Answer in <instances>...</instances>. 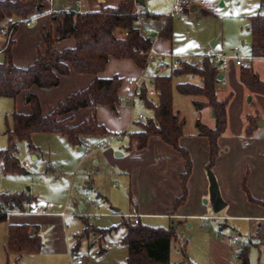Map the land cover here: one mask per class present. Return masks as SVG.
Returning a JSON list of instances; mask_svg holds the SVG:
<instances>
[{
	"label": "rangeland",
	"instance_id": "1",
	"mask_svg": "<svg viewBox=\"0 0 264 264\" xmlns=\"http://www.w3.org/2000/svg\"><path fill=\"white\" fill-rule=\"evenodd\" d=\"M208 1L211 3L210 9L199 7L191 11L193 6H200L196 1L191 0L190 7L185 8L186 12L172 15V36L168 42L170 53L193 58L205 53L209 55L239 53L251 56L252 36L249 16L263 11L259 10L260 1ZM174 3L175 0L145 1L146 7L158 13L161 18L167 17ZM23 30L24 28L20 29ZM0 34L3 37L2 42L7 43L8 35L2 32ZM156 36L154 33L152 37ZM235 47H238V50H234ZM170 53L154 55L153 61L143 75L148 85L152 75L170 73ZM3 58V54H0V62ZM254 61V65L260 69L259 72L264 74V58H257ZM161 63L164 67L160 66ZM222 64V74L228 82L223 85L222 80H219L217 90L221 93L217 94L220 99L230 96L227 107L228 128L224 136L225 138L229 136L228 140L243 138L247 115L264 120V95H253L252 99H249L252 96L251 92L248 93L237 77L239 66L232 58H225ZM185 76L189 81L193 79L191 82L195 84L200 83L196 75ZM176 82L174 79V86ZM222 88L226 89L222 90ZM147 96L157 102L156 96L149 94ZM202 100L205 101V98L199 99ZM190 101V96L182 95L176 88L173 89V105L186 114L187 130L193 127V120L196 117V111ZM130 106L133 108L136 120L139 119L140 113L145 115L142 121L153 113L139 98H136L134 104L131 103ZM13 108L12 98L0 97V150L8 147L5 130L12 122ZM258 132L261 134L258 141L264 146V125L258 128ZM233 133L236 138H233ZM116 136L120 137L115 135V138H105L108 141L107 146L102 145L97 149V145H92L86 150L85 145L80 149L75 148L61 134L37 133L33 139V143L37 145L35 150L38 154L37 159H33L32 151L29 150L25 140L16 142L15 156L20 164L23 165L28 161L32 168L21 173H1L0 191L15 192L30 187V193L34 195L32 204L41 203L50 210L64 208L67 212L64 221L67 224L43 222L40 226L44 243L42 250L39 253H23L22 257L16 260L13 253H9V257L6 255V230L9 221H0V264H74L76 256H81L84 264H127V246L121 241L126 232L122 221L124 217L112 212H129L133 204L137 203L131 201L132 197H136L139 202L147 199L146 194L143 195L140 190L130 187L129 183H133L135 175L140 181L141 174L134 173L136 159L132 158L129 152L118 149L120 143ZM102 143L103 141L97 144L99 146ZM235 143L238 145L240 142L237 140ZM252 148L253 146H250L246 149L251 151ZM92 156L98 162L92 160ZM210 171L213 172L212 169ZM88 195L95 202V206L93 205L91 209H89L90 201L87 200ZM79 202L84 205V210L78 209ZM89 210L92 216L85 221L79 214H85ZM224 212L225 210H222L218 214L224 215ZM172 221L176 229V238L171 244L170 261L183 260L182 264H242V259L238 257L241 246L239 243L232 246L229 225L241 234L250 235L247 219L228 218L226 221L228 226H223L225 220L205 219L199 215L179 217L174 220H170L167 215L142 214L141 216V222L149 226L167 227ZM112 226L113 228L104 234L100 232L101 229ZM214 240L228 241V246L232 248L229 256L226 247L218 246L216 243L214 245ZM253 240L259 242L257 237ZM76 243L78 248L72 253L70 248ZM248 258L249 264H264V240L258 245L250 246Z\"/></svg>",
	"mask_w": 264,
	"mask_h": 264
},
{
	"label": "trees",
	"instance_id": "2",
	"mask_svg": "<svg viewBox=\"0 0 264 264\" xmlns=\"http://www.w3.org/2000/svg\"><path fill=\"white\" fill-rule=\"evenodd\" d=\"M263 11L249 16L251 30V51L254 56H264V0H260ZM50 0H0V33L8 35V42L3 43L4 60L0 62V97L14 98L17 94L37 85L43 88L57 86L60 76L67 75L74 70L78 73L97 74L104 70L109 56L116 58H130L144 68L148 62L146 52L152 45L150 37L140 32L138 21L141 16L136 15L135 0H120L116 7L103 8L100 11H87L80 13L70 10L63 11V19L58 21L56 31L57 39L74 37L75 45L57 49L54 46L56 38L49 31L43 32L46 43L44 52L38 54L27 67H19L13 61L11 52L14 44L13 35L22 22L33 15H41L50 8ZM144 17H158L140 5ZM14 19V20H13ZM1 35V34H0ZM159 35L171 39V17L161 26ZM220 73V64H213L207 57L201 66L181 61L179 66L172 68L168 74H156L152 77L156 89L157 102L146 94L145 87L140 86L139 98L146 108L152 110V115L145 121H140V129L129 133L131 139L136 140L135 148L146 147L151 136H159L165 143L171 145L184 160L185 170L181 173L182 194L173 203L170 215L186 200V180L191 171V157L179 139L183 135L184 121L173 108V89L184 95L201 96L205 101H195L200 108L209 105L214 113V126L212 128L197 121L196 127L200 134L209 140V159L207 168L211 169L219 155V137L227 126V104L229 97L218 98L216 83ZM182 75H196L199 84L189 80L173 84L174 78ZM240 81L251 93L264 95V80L248 65L239 69ZM122 78L115 75L111 78L96 76L90 84L79 91L71 93L60 102L49 114H43L37 95L29 94L31 111L28 114L11 113L12 122L6 126L8 147L0 150L2 168L7 173H21L25 167L15 156L16 142L25 140L30 150L36 149L32 142L33 133H58L73 144H80L84 136H104L109 132L99 123L96 116L69 124V114L95 105H105L116 110L120 103L119 89ZM256 118L247 115L249 124L246 133L251 134L256 128ZM252 201L264 207V200L251 198ZM31 201L26 191L20 193H0V221H6L8 214L17 208L25 211V204ZM85 221L87 218L83 217ZM126 232L121 241L127 246V264H182V261H170V250L173 239L176 238V229L173 221L167 227L149 226L141 221L137 224L123 218ZM28 224H9L7 253H15L16 260L23 253H38L43 247V238L39 228ZM101 229L103 234L111 230ZM259 238L254 242L253 238ZM264 240L262 227L255 234H250L248 241L241 246L240 258L242 264H249L248 252L250 246L258 245ZM78 248L76 243L73 249Z\"/></svg>",
	"mask_w": 264,
	"mask_h": 264
},
{
	"label": "crops",
	"instance_id": "3",
	"mask_svg": "<svg viewBox=\"0 0 264 264\" xmlns=\"http://www.w3.org/2000/svg\"><path fill=\"white\" fill-rule=\"evenodd\" d=\"M119 1L120 0H81V3L79 4L77 0H52L49 7L54 11L53 13L49 14L45 11L30 26H18L13 35L14 44L11 48L14 63L19 67H27L33 62V60L38 56L39 53L45 51L46 43L43 39L44 31H50L52 36L56 38L54 41V46L57 49L73 47L75 45L74 37L57 39L58 33L56 31V25L58 21H61L63 19V11H100L103 8L116 7ZM145 1L146 0H144V5H142L144 6V9L158 15V13L146 7ZM199 7L201 6H193V9L191 11H195L199 9ZM259 10H263V6H261V4H259ZM183 12L186 11L184 10ZM167 18L168 17L161 18L159 15L155 18H147L141 16L138 21V26L143 27L144 25H150L152 27L161 29V26L164 24V22H166ZM21 28H24V30L20 31ZM2 39L3 37L2 35H0V54H3L4 56ZM152 40L153 47L158 52V54L163 55L170 53L171 49L168 45V42L171 39H167L161 37L160 35H157L156 37L152 38ZM234 50H238V47H235ZM232 55H238L240 57L249 56L241 55L239 53H234ZM251 56L252 58L249 59L242 58V64H237L236 59L232 58L233 61H235L236 65L239 66L237 76L238 79L240 80V66L248 65L253 70H255L264 80V74H261L259 72L260 69L257 67V65H254L255 59L264 58V56ZM153 58L154 55L149 56V60L146 66L144 68H141L135 63V61L130 58H116L110 55L104 70L97 74L78 73L74 70H71L69 74L60 76V81L57 86L51 88H43L34 85L29 89L22 91L14 98H12L14 104L13 111L23 114L30 113L31 107L30 103L28 102L29 99L27 100L26 98L31 93L37 95L42 108V112L46 115L49 114L60 102L64 101L71 93L86 88L96 76L101 78H111L117 75L121 77L123 80L122 85L119 89V95L121 99L115 111L111 110L105 105L93 104L89 107L78 109L67 115L69 116V124H76L85 120L87 117L96 116L99 123L103 124L109 134L104 136H84L81 138L80 144H73L70 141L69 143H71L77 149H80L82 145L86 146V150H89V146L92 145H97V149H100L102 145L107 146L108 141L106 144L102 143L99 146L97 143H101V141H103L105 138H113L115 135H119L121 139H119L120 137L118 138V136H116L120 143L118 149H123L126 152H129L131 157L136 159V163L134 166V169L136 168V172L134 173L137 175L141 174L140 181L137 180V177L135 175L136 178L134 177L133 183H129L130 187H134L138 189V191L140 190L143 195L146 194V201L141 200L139 202L138 199H136L137 203L135 202L136 208L141 214L167 215L170 220H174V218L187 216L189 217L195 215L207 216L212 211L211 203L209 202V180L207 175L209 140L205 135L199 133L196 127V122L199 121L212 128L214 126V113L212 107L209 105H205L198 108L194 104V102L199 101L201 97L199 98V96L187 95L191 97L190 102L196 111V117H194L193 120L194 125L192 128L187 130L185 128L187 124L186 114L183 113L181 109H176L173 105L174 111L178 113L180 119L184 121L183 135L180 137L179 142L189 152L192 162L191 171L186 180V200L176 209L174 215H170V212L173 208V203L175 199L179 197L183 192V187L181 185V173L185 170L184 160L179 156L178 152L171 145L165 143L159 136H151L146 147L140 150L135 148L136 140L131 139L129 136L130 132L138 131L140 129L139 122L142 120H136V115L130 104H134L135 99L139 98L137 94L143 82V75L146 73V70L149 67L150 63L153 61ZM222 66L223 64L221 63L220 73L222 75V78L218 79V82L216 83V91L218 94L221 93L217 90L219 80H222L221 83L223 85H226L228 82V80H226L224 78V75L222 74ZM174 79L177 81L176 83H178L187 80V77L185 75H182L175 77ZM191 80L193 81V79H190V81ZM243 87L247 89L244 84ZM224 89L226 88H222V90ZM251 94V99L253 95H261L257 93ZM140 101L143 103L141 99ZM142 115L143 117L145 116L144 114ZM248 124L249 121L246 118L244 128L245 134L243 138L233 140L229 139V141V136L228 138H225L224 136L228 128L227 112V126L223 134L219 137V155L215 164L211 168L217 179L221 196L225 200L227 206L225 207V209H223L225 210V218L210 219L225 220L223 226H228V224L226 223L228 218H230L231 220L247 219L249 221L248 232L250 234H253L258 231L264 224V207L261 204H258L251 200V198L264 200V146H262L258 141V138L261 135L258 132V128L261 126L256 125V128L253 129L252 133L247 134L246 128ZM36 134L37 133L32 134V142L34 141L33 139ZM233 135L234 137H232L236 138L234 133ZM241 135H243V133H241ZM122 138H124L125 140ZM237 140L240 142L238 145L237 143H235ZM35 146L37 149L36 144ZM250 146H253L251 151L250 149H246ZM36 149L31 150L33 159L38 158V154L35 152ZM106 152L109 153L108 150H106ZM92 160H96V162H98V160L94 156H92ZM2 166L1 173L7 174V172L3 170ZM23 191H26L27 194L30 195L31 201L25 204V211H19L17 208L12 209L13 211L8 214L7 218V220L9 221L8 226L9 224H28L31 226V231H33L35 229L34 226H36L39 228L40 233V226L43 222H53L59 225L62 222L65 225L67 224L66 221H64V219L67 217V212L64 208L60 210H50L46 209L45 205H42L41 203L34 204L36 205L34 206L32 204L34 195L30 193V187H27V190H20L15 192L0 191V193H20ZM205 199H208V201L204 202ZM87 200L90 201L89 209L93 208L95 206V202L93 201V199L88 195ZM78 206V209L84 210V205L82 203L79 202ZM61 210H64L65 215L44 213L48 211L59 212ZM116 210L118 211V209ZM79 215L80 217L82 216L85 218H89V216H92V213H90L89 210V212ZM203 218L206 219L209 217ZM8 226L6 230V244L8 240ZM229 226L231 230L230 236L233 233L238 234L242 238H246L249 235L241 234L231 225ZM230 242L232 246H235V243H233L232 241ZM215 243L218 246L226 247L229 256L232 248L228 246V241L225 242L223 240H214V245ZM74 245L75 244H73L70 248V251L72 253L74 251ZM238 253V257L240 258V250ZM14 254L15 253H13L12 255L14 258H16V255ZM6 255L9 257L8 253ZM21 257L22 255L19 258ZM76 257L82 258L81 256Z\"/></svg>",
	"mask_w": 264,
	"mask_h": 264
},
{
	"label": "built area",
	"instance_id": "4",
	"mask_svg": "<svg viewBox=\"0 0 264 264\" xmlns=\"http://www.w3.org/2000/svg\"><path fill=\"white\" fill-rule=\"evenodd\" d=\"M51 1L50 0V4H51ZM78 3L80 4L81 3V0H77ZM196 1L197 5L199 4L201 7L203 8H210L211 7V3L208 1V0H194ZM136 8H135V14L138 15V16H142L143 15V11L140 9V4H138L136 1ZM190 3H191V0H175V3H174V6L171 10L170 13H168L167 17H171L174 13H179V12H183L185 10L186 7H190ZM70 10H65L64 12L65 13H68ZM54 11L49 8L47 10V13L51 14L53 13ZM78 12L80 13H84V11L82 10H78ZM40 17V15H33V16H30L28 19L24 20L22 22L23 25H26V26H30L33 22H35L38 18ZM140 32L145 35V36H148L151 38L152 40V36L153 34L155 33L156 35H159L160 33V28H155V27H152L150 25H144L143 27H140ZM153 42V40H152ZM141 53H146L149 56L151 55H157L158 52L154 49L153 47V43L152 45L150 46V48L148 49V51L146 52H143V51H140ZM170 57H171V62H170V66L171 68H176L179 66L180 62L181 61H186V62H190L192 64H195L196 66H201L202 64V61L203 59L205 58H209L210 61L213 63V64H221L223 63L224 59L225 58H234L236 59V63L237 64H242V58H252V56H238V55H226V54H216V55H209V54H203L201 56H199L198 58H193V57H185V56H182V55H179V54H174V53H170L169 54ZM161 67H164V64H160ZM150 85H148L146 83V77L143 76V82L142 84H144V87L146 89V92L147 94L151 95V96H155L156 95V89H155V86L153 84V80L150 79L149 81ZM139 119H142L143 118V115L142 114H139L138 115ZM107 143V140L104 139L103 140V144H106ZM1 162H0V173H1ZM23 166L26 168V169H31L32 168V165L28 162V161H25ZM131 201L133 203L136 202V199L135 197H132ZM44 213H47V214H56V215H65V212L64 210L62 211H59V212H44ZM112 214H119V215H122V217L126 218L127 220H129L130 222L132 223H139L141 221V216L142 214L137 210L136 208V205L133 204V206L130 208V211L129 212H126V213H116V212H112ZM201 218L203 217H209V218H225V215H219L218 212H213L211 211L209 215L207 216H200ZM231 239H232V242L233 243H239L240 246H243L249 239V236H247L246 238H242L241 236H239L238 234L236 233H233L231 235ZM74 264H84L83 262V259L82 258H75L74 259Z\"/></svg>",
	"mask_w": 264,
	"mask_h": 264
},
{
	"label": "water",
	"instance_id": "5",
	"mask_svg": "<svg viewBox=\"0 0 264 264\" xmlns=\"http://www.w3.org/2000/svg\"><path fill=\"white\" fill-rule=\"evenodd\" d=\"M138 4L144 5V0H135ZM222 75H218V79H221ZM29 99V96L26 98ZM251 99V96L249 97ZM264 121L262 118H258L256 120L257 126H263ZM208 180H209V202L211 203L212 211L213 212H220L221 210L225 209L227 206L225 200L222 198L217 179L215 177V174L210 171V169L207 170ZM208 199H205L204 202H207Z\"/></svg>",
	"mask_w": 264,
	"mask_h": 264
}]
</instances>
